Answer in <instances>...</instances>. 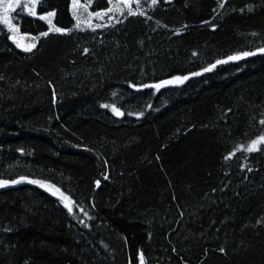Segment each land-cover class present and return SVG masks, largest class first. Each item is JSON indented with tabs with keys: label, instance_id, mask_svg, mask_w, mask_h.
I'll list each match as a JSON object with an SVG mask.
<instances>
[{
	"label": "trees",
	"instance_id": "1",
	"mask_svg": "<svg viewBox=\"0 0 264 264\" xmlns=\"http://www.w3.org/2000/svg\"><path fill=\"white\" fill-rule=\"evenodd\" d=\"M70 5L38 10L68 29ZM142 6L31 52L0 24V180H45L74 202L1 189L0 264H264V142L247 150L264 136V0ZM243 52L255 54L204 71ZM177 76L189 78L141 87Z\"/></svg>",
	"mask_w": 264,
	"mask_h": 264
},
{
	"label": "snow or ice",
	"instance_id": "2",
	"mask_svg": "<svg viewBox=\"0 0 264 264\" xmlns=\"http://www.w3.org/2000/svg\"><path fill=\"white\" fill-rule=\"evenodd\" d=\"M38 2L39 0H0V24H3L4 26H6L8 32L12 33V35H9L7 38L12 40L16 44V47L23 48V50L25 51H31L32 48L36 47V45L33 43V44H29L25 46L21 43V40L24 37L19 36V29L12 22V17L10 15L17 8L26 11L31 16H34V17L38 16V19L41 21H47L49 25L48 31L40 33L41 37L47 36L49 32L65 33L67 31H70L67 29L56 27L53 24L52 17L55 15L54 12H47L46 14L38 15L37 13ZM76 3H77V0H73L74 7H76ZM108 3L111 4L112 0H108ZM151 3L152 5H155L157 3V0H151ZM129 5H130V0H122V3H117L113 5V7L108 8L106 11L108 13H113V14L116 12H120L121 14H123V8L127 7L128 15L129 16L135 15L136 13L133 12L132 8ZM139 6H140L139 0H137V7ZM220 6L223 7L222 4ZM105 14H106L105 11H98L94 13H89V16L103 18ZM140 14L143 15L142 12ZM102 26L103 25H96V27H102ZM84 51L87 52L88 50L85 49ZM258 51L264 52V49H259ZM254 54L255 53H252V52H243L240 54L229 56L226 60H217L215 64H212L208 68H205L204 71L205 72L212 71V69H214L217 64L227 63L229 61H237V60L242 59L243 57H247V56L254 55ZM200 74L201 73H192V75H200ZM188 78H189L188 76H184V77L177 76V77H173L172 80H162L159 83L151 84V85H142L141 87L154 88V89L159 90L165 87L166 85H170L173 83H183V81L187 80ZM131 87L136 89L137 91L139 90L136 85H131ZM102 107L108 108L109 105L105 104V105H102ZM111 110L117 116L124 115V113L121 112L120 109L117 108L115 105L112 106ZM260 123L264 125V120H261ZM261 142H264V136H259L256 139H253L247 150L249 152L256 150V146L260 144ZM25 179H26L25 177H20L18 180H11V181L0 180V186L6 185L8 183L17 184ZM28 182L33 183V184H39L41 187H45L44 182L40 180H28ZM99 183H100L99 181H96L97 185H99ZM47 187L49 190L52 191L53 195L59 194L60 199L65 202L64 206L67 208L68 212L72 213L73 212V207H72L73 201H71L68 196H66L59 188H56L54 185L49 184L47 185ZM80 211L83 212V209L81 208ZM84 215L87 216L88 215L87 212H84ZM221 251H223V249H221ZM143 259H144L143 255L141 254L140 256L141 264H143Z\"/></svg>",
	"mask_w": 264,
	"mask_h": 264
},
{
	"label": "rangeland",
	"instance_id": "3",
	"mask_svg": "<svg viewBox=\"0 0 264 264\" xmlns=\"http://www.w3.org/2000/svg\"><path fill=\"white\" fill-rule=\"evenodd\" d=\"M40 1L41 0H39L38 5H37V13H38V15L46 14L47 12L46 13H40L39 10H38ZM144 2H148V3H150L152 5L151 0H139L140 6L137 7V0H130V5L129 6L132 8L134 13H136V14L137 13H141L143 11V6L142 5H143ZM117 3H122V0H112V3L110 4V6L108 8L113 7V5H115ZM144 7H145V5H144ZM108 8L102 9V10H95V9H93V2L91 0H87V1L77 0L76 7H74L73 6V0H71L70 11H71L72 17L74 19V26L72 28H68L67 30H70V31H67L65 33H69L71 31H85V30H93V29L96 30V29H99V28H102V27H106V26L112 25V24L116 23L117 21H119L120 19H122L123 17H125L126 15H128L127 7L123 8V14H121L120 12H116L114 14L113 13H108L106 11ZM98 11H105L106 12L105 16L103 18H98V17H95V16H91V17L89 16V13H94V12H98ZM49 12H54L55 13V15L52 17V22H53V24L56 27H59V26H57L56 21H55L56 12L55 11H49ZM10 15L12 17V22L19 29V36L24 37L21 40V43L23 45H25V46L34 43L36 45V47H37L38 42H39V40L42 37L40 35H34V34H31V33L23 32L22 29H21L20 23L17 21L18 19H21L22 15H27V16H31V15H29L26 11H24L22 9H19V8L15 9ZM31 17H34V16H31ZM34 18L38 19V16H36ZM44 22L47 23V21H44ZM96 25H103V26L102 27H96ZM4 27L6 28V26H4ZM48 27H49V25H48ZM59 28H61V27H59ZM62 29H64V28H62ZM50 33H56V32H49V34ZM9 35H12V33L9 32ZM10 41L16 47V44L12 40H10ZM16 48L18 50L23 51V52H31V51H33L35 49V48H32L31 51H25V50H23V48H18V47H16ZM174 84H180V83H174ZM19 178L11 179V180H18ZM25 178H26L25 180H23V181H21L20 183H17V184L8 183L6 185H2V186H0V190L3 189V188L16 186V185H20V184H23V183H29L28 180H40V181L44 182L45 187H41L39 184H33V183H30V184L38 186V187L42 188L43 190L47 191L49 194L54 196L64 206L65 202L60 199L59 194L53 195L52 191L49 190L48 187H47V185H49V184L50 185H54L53 183L45 181V180H41V179L30 178V177H25ZM2 180H8V179H2ZM11 180H8V181H11ZM54 186L56 188H59L66 196H68L70 198L71 201H73L71 199V197L62 188H60V187H58L56 185H54ZM73 205H74V202H73ZM73 205H72V207H73ZM140 264H141V260H140ZM143 264H146L144 259H143Z\"/></svg>",
	"mask_w": 264,
	"mask_h": 264
}]
</instances>
